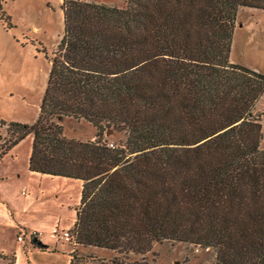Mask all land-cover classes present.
<instances>
[{
    "label": "trees",
    "instance_id": "trees-1",
    "mask_svg": "<svg viewBox=\"0 0 264 264\" xmlns=\"http://www.w3.org/2000/svg\"><path fill=\"white\" fill-rule=\"evenodd\" d=\"M239 7L264 0H63L38 118L6 125L0 158L32 135L29 170L81 181L77 244L142 255L172 240L264 264V74L229 59ZM65 117L94 139L64 135Z\"/></svg>",
    "mask_w": 264,
    "mask_h": 264
},
{
    "label": "rangeland",
    "instance_id": "rangeland-1",
    "mask_svg": "<svg viewBox=\"0 0 264 264\" xmlns=\"http://www.w3.org/2000/svg\"><path fill=\"white\" fill-rule=\"evenodd\" d=\"M85 1L116 6L125 3ZM62 3L63 0H0V152L11 139L8 123L32 125L38 118L51 57L63 33ZM229 59L264 74L263 9L238 8ZM252 113L262 125L260 148L264 149V90ZM61 123L67 137L85 141L95 135L96 129L88 121L65 117ZM102 138L120 143L124 134L110 131ZM31 145L32 135H28L0 158V218L8 205L7 217L15 222L6 227L0 219V255L9 254L7 263L13 255V264H69L72 253V264H113L115 259L144 260L148 264H215L214 249L186 242L154 243L142 255L77 244L71 229L81 182L29 170ZM64 231H69V240L60 238ZM6 262L0 259V264Z\"/></svg>",
    "mask_w": 264,
    "mask_h": 264
},
{
    "label": "crops",
    "instance_id": "crops-1",
    "mask_svg": "<svg viewBox=\"0 0 264 264\" xmlns=\"http://www.w3.org/2000/svg\"><path fill=\"white\" fill-rule=\"evenodd\" d=\"M90 139H94V136H92ZM89 139V140H90ZM39 173V172H38ZM81 182V181H80ZM3 203V202H2ZM4 204V203H3ZM6 208H7V210L5 211V213H3L2 215H1V222L3 223V224H5V225H7L6 227H11L12 225H14V220H13V218L12 217H7V214H8V212H9V206L7 205L6 206ZM4 226V225H3ZM35 242H36V237H33L32 238ZM38 243V242H37ZM1 252H3V251H1ZM8 255L9 254H1L0 255V257H4V258H0V259H2L3 261H7L5 258H7L8 257ZM11 256V258H13V261H14V256L13 255H10ZM7 263V262H6ZM8 264V263H7ZM69 264H70V260H69Z\"/></svg>",
    "mask_w": 264,
    "mask_h": 264
},
{
    "label": "built area",
    "instance_id": "built-area-1",
    "mask_svg": "<svg viewBox=\"0 0 264 264\" xmlns=\"http://www.w3.org/2000/svg\"><path fill=\"white\" fill-rule=\"evenodd\" d=\"M108 145H109V146H113V144H112L111 142H108ZM60 238H63V239H67V240H69V238H70V233H69V231H64V232H62Z\"/></svg>",
    "mask_w": 264,
    "mask_h": 264
},
{
    "label": "water",
    "instance_id": "water-1",
    "mask_svg": "<svg viewBox=\"0 0 264 264\" xmlns=\"http://www.w3.org/2000/svg\"><path fill=\"white\" fill-rule=\"evenodd\" d=\"M109 133H110V130H107V131H106V135H108Z\"/></svg>",
    "mask_w": 264,
    "mask_h": 264
}]
</instances>
